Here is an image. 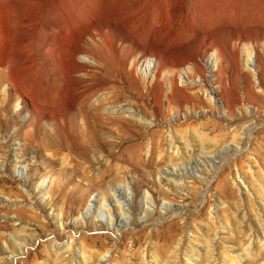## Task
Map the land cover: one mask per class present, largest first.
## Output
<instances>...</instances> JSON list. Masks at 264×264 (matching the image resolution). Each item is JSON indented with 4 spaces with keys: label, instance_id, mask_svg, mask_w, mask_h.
<instances>
[{
    "label": "rangeland",
    "instance_id": "374dc122",
    "mask_svg": "<svg viewBox=\"0 0 264 264\" xmlns=\"http://www.w3.org/2000/svg\"><path fill=\"white\" fill-rule=\"evenodd\" d=\"M247 43L258 50L257 72L244 66ZM213 54L214 105L191 83L208 77ZM149 59L159 71L150 93L130 69ZM187 66L193 71L181 82ZM164 71L174 83L169 93ZM78 86L92 92L89 104L105 96L104 115L120 116L81 147L71 142L83 136L71 126L53 134L47 116L35 128L31 103L60 118ZM128 103L146 123L120 112ZM172 132L190 142L191 161L182 148L169 149ZM179 156L189 165L177 175L184 185L164 173ZM110 181L131 187L132 221L118 233L104 205L95 226L81 216L90 201H108ZM146 193L153 213L140 218ZM255 208L264 221V0H0V264H63L55 251L70 234L99 262L175 264L181 248L183 264L214 255L217 264H264ZM211 218L214 235L205 225ZM17 228L23 250L10 237ZM190 253L200 260L187 261Z\"/></svg>",
    "mask_w": 264,
    "mask_h": 264
},
{
    "label": "bare ground",
    "instance_id": "6f19581e",
    "mask_svg": "<svg viewBox=\"0 0 264 264\" xmlns=\"http://www.w3.org/2000/svg\"><path fill=\"white\" fill-rule=\"evenodd\" d=\"M92 44H94V46H101L100 43H97L95 41L92 42ZM91 45V44H90ZM244 45V44H243ZM93 47V46H92ZM91 47V48H92ZM243 54H244V66L245 68L247 69H250L254 72H257L258 69H259V65H260V61H259V57L257 56V48L255 46H250V44H245L243 47ZM99 53V52H98ZM73 56V55H72ZM105 56V55H104ZM87 59L83 58L82 62L83 61H86ZM74 61V59H73ZM88 61V60H87ZM104 61V60H103ZM136 62V61H135ZM208 62H209V65H208V74L206 78V75L205 77H202L200 76L199 78L196 79V81H192V85H196L198 86L197 87V92L202 94V96L204 95L206 97V100L210 103V104H215V99H216V94H215V88L213 86V83H212V80H213V77L215 75V71L218 69V66H219V59H218V56L217 54H213L212 56L209 57L208 59ZM101 63V62H100ZM105 64V62H104ZM102 65V64H101ZM107 65V64H106ZM104 66V65H103ZM108 66V65H107ZM102 67V66H101ZM131 67L130 69H132L133 71V74L136 76H139L141 77L145 82V89L150 93V90L152 89V85L153 83H156L154 82L155 80H157V72L158 71V67L152 62V59H149L147 60L144 65H140V66H137L136 67V64L134 63H131ZM7 69V67H6ZM5 69V70H6ZM184 69L182 72V74H180V79H181V82H185V80L183 79V77H188L189 75H191L190 73L193 71V68H190V66H187L185 68H182ZM108 70V69H107ZM129 70V69H128ZM112 73V72H111ZM170 74V73H169ZM168 73H166V71H164V74L162 76V74L160 73V77L161 79L164 78V77H169L168 79V82L166 84V86H168L166 88V91L168 92L171 87L173 86V79L171 80L172 77L169 76ZM4 75H5V78H9V75H8V71H5L4 72ZM111 76V75H110ZM171 76H173L171 74ZM96 77V76H94ZM84 80V79H83ZM91 80V79H90ZM166 80V79H165ZM85 81V80H84ZM83 81V82H84ZM158 81V80H157ZM163 82V81H162ZM96 83V82H95ZM173 83V84H172ZM87 84V83H86ZM83 85V84H82ZM98 85V84H96ZM165 85V84H164ZM203 85H207L209 86V88H205L203 87ZM100 86V85H99ZM177 86V85H176ZM86 87V86H85ZM154 87V85H153ZM175 87V85H174ZM185 87V86H184ZM173 88V87H172ZM192 88V86H191ZM194 89V88H193ZM217 89V88H216ZM156 90V89H155ZM72 91L73 93V96L74 97H77V100H75L76 98H72L69 100V104L68 105H71L73 106L71 111L70 112H66L64 113V115L61 114V117L58 118V117H55V114L52 110L50 109H45L44 107H41L39 105L36 104V102L32 101V105H33V108L36 112H38L36 115H33V118L35 119L36 123L34 125H36L35 128H39L40 126V123H41V118H42V115L44 116H47L45 117V120L43 122V124L45 125V127H48L51 132H54L56 133V131L58 130L57 128H59L60 126H63V127H66L68 128L69 126L73 127L74 130L76 132H78L80 134V137L83 136L84 140L83 139H80L79 142H75V141H72L71 144L75 147H81V146H85V144H88V142H90L92 136H93V131H97V130H101V129H107L109 128L108 124H106L107 121L105 120H108V121H118L119 117L117 118L116 116L114 117H111L109 115H104L103 112H101V107H102V104H103V101L105 99V96H101L99 98L96 99V102L94 104H89V99L91 98V96L93 95L92 92H86L87 89H82L80 88L79 86L78 87H75L73 88V90H70ZM161 91V90H160ZM159 91V92H160ZM165 91V92H166ZM174 91V90H173ZM163 92V91H162ZM175 92V91H174ZM169 93V92H168ZM23 94L26 95L27 94V91H26V88L23 87ZM172 94V93H171ZM154 95H155V92H154ZM160 95V94H159ZM168 94L166 93V96ZM170 95V94H169ZM168 95V96H169ZM112 96V95H111ZM116 96V95H115ZM118 96V95H117ZM174 96H171L169 98H171ZM152 98V97H151ZM155 98V96H154ZM160 98V97H159ZM156 99V98H155ZM154 99V100H155ZM110 100V99H109ZM159 101V99H158ZM164 101V100H163ZM169 101V100H168ZM105 102V101H104ZM154 103H156L154 101ZM159 103V102H158ZM162 101L160 103V106L162 105ZM171 103V102H170ZM105 104V103H104ZM91 105V106H90ZM171 105V104H170ZM168 106H169V103H168ZM168 106H167V109H168ZM170 107V106H169ZM163 108V107H162ZM159 109V108H158ZM119 110V109H118ZM162 110V109H161ZM169 110V109H168ZM167 111V110H166ZM172 110L170 109L169 110V113L171 112ZM60 112V111H59ZM111 113H113L114 111L111 110L110 111ZM116 112V110H115ZM114 112V113H115ZM121 113L123 114H126V116H130L132 118H136L138 120H141L143 123H146L147 121V118H145V114H141L140 110L137 109L136 107H134L132 104L128 103L127 105L121 107V110H120ZM63 113V112H62ZM72 113L71 116H69V114ZM113 113V114H114ZM168 113V112H167ZM117 114V113H116ZM183 114H185L186 116V112H183ZM180 115L178 113H176L174 115V118L172 119H176V117ZM181 116V115H180ZM184 116V115H183ZM41 117V118H40ZM123 117V116H122ZM128 118V117H127ZM126 118V119H127ZM178 118V117H177ZM181 118V117H180ZM151 121V120H150ZM153 121V120H152ZM173 124V123H172ZM171 124V125H172ZM118 125V124H117ZM173 127V126H172ZM72 128V129H73ZM111 128V127H110ZM175 129V128H174ZM178 129V128H177ZM36 130V129H34ZM59 131V130H58ZM179 131V130H178ZM177 131V132H178ZM75 134V133H74ZM97 134V133H96ZM169 149H171V147L174 146V148L176 147H180L182 148V150H184V152L187 153V151L189 149H192L189 145H190V142L187 141L186 139H184L183 137H186V136H181V137H177L176 134H169ZM90 139H89V138ZM203 138V137H202ZM73 139V138H72ZM76 139V138H75ZM74 139V140H75ZM88 142H87V141ZM93 140V139H92ZM182 140V141H181ZM77 141V140H76ZM181 141L182 143L178 144L177 143H173V142H179ZM202 141V140H201ZM93 142V141H92ZM192 143V142H191ZM203 143V142H202ZM201 143V144H202ZM90 144V143H89ZM67 145V144H66ZM77 145V146H76ZM176 145V147H175ZM206 145V144H205ZM193 146V145H192ZM74 147V148H75ZM190 147V148H189ZM189 148V149H188ZM202 148V145L199 149ZM203 149V148H202ZM201 149V150H202ZM214 149V148H212ZM211 149V150H212ZM173 150V149H172ZM174 150H177L174 149ZM200 150V151H201ZM210 150V151H211ZM179 151V149H178ZM209 151V149H208ZM183 152V151H182ZM212 152V151H211ZM214 152V151H213ZM173 153V152H172ZM194 154L193 152H188L187 154H185V157H187L186 160H189L191 158V155ZM177 155V154H176ZM195 156V155H194ZM197 156V155H196ZM199 156V155H198ZM183 159L182 156H179L178 158ZM211 157V156H210ZM216 157V156H215ZM189 158V159H188ZM200 158V157H199ZM198 158V159H199ZM205 158V157H204ZM181 159L179 161H181ZM192 159H194L192 157ZM197 159V160H198ZM207 159V158H205ZM186 160L183 159V161L180 163L178 162L179 164L176 166L174 165L173 168H166L164 170V173L165 175L168 177V178H173V180H180L179 183H181V178L177 177V175H179V170L182 171L183 174H186L188 172V166H187V162ZM216 160V159H215ZM191 161V159L189 160ZM195 161V160H194ZM207 161V160H206ZM210 161L213 162V160H211L210 158ZM193 162V161H192ZM219 162V161H218ZM221 162V161H220ZM205 163V162H204ZM210 163V162H209ZM216 163V161H215ZM192 164V163H191ZM197 165V164H196ZM213 165V164H212ZM110 166V165H109ZM205 166V164H204ZM211 166V165H210ZM193 167V165H192ZM195 167V166H194ZM193 167V168H194ZM200 167V166H199ZM107 169H109L107 167ZM204 169V168H203ZM208 169V168H207ZM195 170H198V169H195ZM211 170V168L209 169ZM203 171V170H202ZM208 172V171H207ZM206 174V173H205ZM204 177H198L196 178V182H198L199 180L202 181ZM206 178V177H205ZM198 179V180H197ZM122 180V179H121ZM171 180V179H170ZM205 180V179H204ZM208 180V179H207ZM204 182V181H203ZM122 183V182H121ZM184 185V183L182 182L180 185ZM262 186V184H260ZM41 184H40V187L38 186L37 187V191H41ZM130 186H123L119 183H117V181H110L109 183V189H111L113 191L112 195L109 196V199L107 202L104 203L105 201V197L103 196L101 201H98V202H93V201H90L88 203V205L85 207V209L82 210L81 212V216H82V219L84 218L85 220H88L90 221L91 224H93V226H95V223H96V218H104L105 217V214L103 213V210H101V205L105 206L106 209H107V213H108V216H109V227L111 228V230L114 232V233H118L119 230H120V227L124 226V225H129L130 222L132 221V216H131V205L129 203V200H130ZM263 188V187H262ZM251 189L250 186L246 187L245 188V193L246 195L248 196V199L250 198V192L249 190ZM36 191V192H37ZM147 192V191H146ZM40 193V192H39ZM38 193V194H39ZM147 194V193H146ZM148 196H150L149 194L145 195L144 196V205L142 206V215L140 216V218H143L144 216H150L152 215L153 213V208H151L153 205V202H152V199L150 200L151 197L148 198ZM103 202V203H102ZM251 207V204L249 205ZM245 207V206H244ZM112 209V210H111ZM253 209V208H252ZM255 211H256V214H255V219L257 220L258 222V225H259V228L261 230V232H255V236L258 237L257 238V241L260 238H264V221L262 219H260V216L259 214H257V210L255 208ZM247 210H245V208L242 209V216H245ZM13 221L15 223H17L19 221V218L16 216V217H13L12 218ZM79 221V220H78ZM80 223H83L82 220L80 221ZM215 222H214V218H211L210 221H208L205 225L206 227L208 228V230L210 231V235L211 234H215L216 233V228L214 225ZM257 225V226H258ZM196 227V226H195ZM198 228V227H197ZM18 229V228H17ZM21 228H19L17 230L16 233H13L10 235L11 238H13V241L14 242H18V244L14 243V247H18L19 249L18 250H23V246L19 243L23 241V233H21ZM207 231V230H206ZM261 235V236H259ZM24 240H25V237H24ZM81 240V239H80ZM260 242H263V241H259L258 244H260ZM206 247L207 250L209 249V240L206 241ZM251 243V242H250ZM250 243H248L250 245ZM8 245V244H7ZM79 245V247L77 246ZM262 245V243H261ZM52 246H55L52 244ZM263 246V245H262ZM51 247V246H50ZM10 248V247H9ZM9 248L6 246L4 248V251L6 253L8 252H11L9 250ZM56 249V247H55ZM58 251H55L56 253L58 252V254H60V257H62L61 260H64L63 264H76V262H78L79 264H115V260H111L109 258L105 259L103 262H99L98 260H94L93 258V253H90L87 252V247L85 246V242L83 240L81 241H77V238H75L73 235H69V238H68V241H66L65 243L61 244V246L58 245ZM210 249H215V245L213 244L212 246H210ZM247 249V248H246ZM52 250V249H51ZM53 251V250H52ZM51 251V252H52ZM53 251V253H55ZM246 251V250H245ZM252 251V250H251ZM13 252V251H12ZM94 252V251H93ZM249 252V251H248ZM2 252H0L1 254ZM101 253L102 252H99L97 254V259L100 258L101 256ZM181 248H178L177 251L174 253L176 256L175 258V264H183V258L180 256L181 254ZM187 258L186 260L189 261L188 259H192L191 261H199L200 259L195 256V255H192L191 253L190 254H186ZM207 255V254H206ZM56 255L54 254V257ZM208 256V255H207ZM224 256V255H223ZM248 256V255H247ZM213 257V258H212ZM59 259V258H57ZM216 255L214 256H208L207 260H205L206 264H210V262H213V264H217L216 263ZM5 259L1 260L0 259V263H3ZM60 259L58 261H61ZM7 261V260H6ZM146 259L140 257L139 259V264H147L146 262ZM157 261V259H156ZM182 261V262H181ZM134 263V262H133ZM56 264V263H55ZM60 264V262H59ZM62 264V263H61ZM135 264V263H134ZM162 264H164V261H162ZM191 264V263H190ZM193 264V263H192Z\"/></svg>",
    "mask_w": 264,
    "mask_h": 264
}]
</instances>
